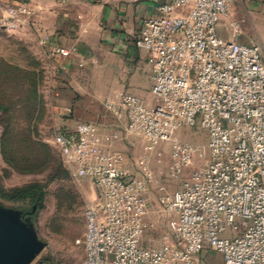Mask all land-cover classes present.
<instances>
[{
	"label": "built area",
	"instance_id": "built-area-1",
	"mask_svg": "<svg viewBox=\"0 0 264 264\" xmlns=\"http://www.w3.org/2000/svg\"><path fill=\"white\" fill-rule=\"evenodd\" d=\"M232 1L171 0L159 6L135 40L148 52L152 102L131 92L120 99L127 135L143 137L149 150L174 141L177 176L201 148L175 139L176 131L200 128L208 135L206 167L159 196L160 205L178 216L172 242L144 244L155 227L146 198L156 181L148 155L132 159L105 142L90 121L55 133L64 165L96 190L86 205L79 264H216L207 255L211 251L222 255V264H264L263 47L218 34ZM23 11L5 7L0 28L17 29ZM55 51L70 56L77 47Z\"/></svg>",
	"mask_w": 264,
	"mask_h": 264
},
{
	"label": "rangeland",
	"instance_id": "rangeland-1",
	"mask_svg": "<svg viewBox=\"0 0 264 264\" xmlns=\"http://www.w3.org/2000/svg\"><path fill=\"white\" fill-rule=\"evenodd\" d=\"M14 31L0 28V101L6 108L0 107V184L14 191L38 183L44 191L43 199L34 205V217L39 235L48 245L31 264H79L84 248L78 241L85 233L86 205L95 197V186L67 171L54 143L55 133L63 129L66 120L60 113L59 79H50L47 53L35 40ZM140 138L146 151V140ZM174 138L199 146L201 152L177 176L172 158L174 141L153 149L161 171L159 179L155 177L160 195L176 191L184 178L206 167L210 155L208 135L200 128H181ZM150 160L153 170L155 160ZM8 203L26 209L21 202ZM158 204L149 218L156 223L155 228L145 238V245L151 248L174 239V212ZM209 258L222 264V255L217 252L211 251Z\"/></svg>",
	"mask_w": 264,
	"mask_h": 264
},
{
	"label": "crops",
	"instance_id": "crops-1",
	"mask_svg": "<svg viewBox=\"0 0 264 264\" xmlns=\"http://www.w3.org/2000/svg\"><path fill=\"white\" fill-rule=\"evenodd\" d=\"M169 1L0 0V16L7 6L23 8L15 34L35 40L48 55L50 79H59L63 100L60 113L66 120L63 128L73 127L78 120L95 123L105 142H114L115 148L132 159L145 153L155 160L152 168L158 179L161 171L154 151H144V141L125 132L128 118L120 99L123 93L131 92L152 102L148 52L135 40L145 21ZM217 30L225 40L261 44L264 57V0H233ZM73 46L77 52L70 56L55 51L57 47ZM107 102L114 103V108L108 109ZM113 133L118 138H113ZM159 195L153 184L146 194L151 213L157 211ZM174 216L177 221V214Z\"/></svg>",
	"mask_w": 264,
	"mask_h": 264
},
{
	"label": "water",
	"instance_id": "water-1",
	"mask_svg": "<svg viewBox=\"0 0 264 264\" xmlns=\"http://www.w3.org/2000/svg\"><path fill=\"white\" fill-rule=\"evenodd\" d=\"M24 210L0 200V264H31L48 245Z\"/></svg>",
	"mask_w": 264,
	"mask_h": 264
},
{
	"label": "trees",
	"instance_id": "trees-1",
	"mask_svg": "<svg viewBox=\"0 0 264 264\" xmlns=\"http://www.w3.org/2000/svg\"><path fill=\"white\" fill-rule=\"evenodd\" d=\"M0 107L6 109L5 107H3L1 101H0ZM43 197H44V191L41 185L38 183H34L27 187L16 189L14 191L6 190L0 184L1 200L5 202H21V204L26 206V208L29 210H32L34 208V205L38 204L43 199ZM39 207L40 206H38V208Z\"/></svg>",
	"mask_w": 264,
	"mask_h": 264
},
{
	"label": "flooded vegetation",
	"instance_id": "flooded-vegetation-1",
	"mask_svg": "<svg viewBox=\"0 0 264 264\" xmlns=\"http://www.w3.org/2000/svg\"><path fill=\"white\" fill-rule=\"evenodd\" d=\"M24 214H25V218H29L30 216H35V211L32 210H28L27 208L24 210Z\"/></svg>",
	"mask_w": 264,
	"mask_h": 264
}]
</instances>
